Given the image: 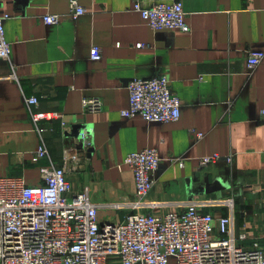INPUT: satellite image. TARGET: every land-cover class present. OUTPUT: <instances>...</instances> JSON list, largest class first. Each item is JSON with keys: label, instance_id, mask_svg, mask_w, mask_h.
Here are the masks:
<instances>
[{"label": "crops", "instance_id": "1", "mask_svg": "<svg viewBox=\"0 0 264 264\" xmlns=\"http://www.w3.org/2000/svg\"><path fill=\"white\" fill-rule=\"evenodd\" d=\"M180 1L188 31L153 30L132 0H81L86 12L76 19L69 0H0L11 45V60L0 59V176L41 186L46 169L63 166L64 153L79 150L81 160L68 174L72 194L89 188L101 206L100 222H122L131 208L113 205L136 199L125 159L156 148L163 163L151 175L155 185L146 201L158 205L141 211L183 212L198 199L218 217L230 208L210 202L233 198L236 235H248L238 243L264 246V60L252 70L247 62L250 51H264V0ZM46 14L61 15L60 23L46 24ZM94 46L100 60L91 58ZM161 77L181 101L180 119L124 118L129 83ZM28 97L39 99L34 112L53 118L35 123ZM93 98L103 109L85 112L83 99ZM78 125L92 127V151L80 150L72 133ZM37 126L46 130L50 157L36 155ZM212 155L222 159L200 167Z\"/></svg>", "mask_w": 264, "mask_h": 264}, {"label": "built area", "instance_id": "2", "mask_svg": "<svg viewBox=\"0 0 264 264\" xmlns=\"http://www.w3.org/2000/svg\"><path fill=\"white\" fill-rule=\"evenodd\" d=\"M153 30L179 29L188 31L186 13L180 0H162L146 6L143 0H132ZM73 19L85 14L81 0H69ZM0 16V59L11 60V45L5 37L4 21ZM62 16L46 14V24L60 23ZM91 58L100 60L102 50L91 49ZM264 60V51L248 54L250 70ZM16 73L10 77L17 80ZM129 106L121 111L124 118L142 117L148 122H174L181 117L182 104L171 91L168 77L134 79L129 83ZM35 123L53 118L37 113L33 107L38 97L25 98ZM85 112L103 109L100 99H83ZM264 122V109L260 111ZM68 129L69 126L63 123ZM80 150L93 147L92 127L75 126ZM42 143L36 150L39 158L50 157L45 129L37 126ZM74 134V133H73ZM222 157H202L200 167H207ZM81 160L80 151L64 153L61 167L51 165L42 173L44 185L28 186L22 177L0 176V264H264V246L254 242L245 247L247 233L236 235V216L233 198L210 204L227 206V215L216 217L204 212L207 201L192 199L183 212L168 211L154 214L141 211L150 205L146 198L154 188L152 173L163 159L156 148L129 153L125 159L134 174L133 201L114 204L117 209L131 208L122 222L109 220L101 223L100 205L92 202L90 189L72 194L68 174ZM227 160L232 161L231 157ZM75 163V164H74ZM184 165L183 162L180 163ZM134 211V212H133Z\"/></svg>", "mask_w": 264, "mask_h": 264}, {"label": "water", "instance_id": "3", "mask_svg": "<svg viewBox=\"0 0 264 264\" xmlns=\"http://www.w3.org/2000/svg\"><path fill=\"white\" fill-rule=\"evenodd\" d=\"M77 130H78V127H76V129H74V134H77ZM92 148H90L89 150H91ZM92 151V150H91Z\"/></svg>", "mask_w": 264, "mask_h": 264}]
</instances>
